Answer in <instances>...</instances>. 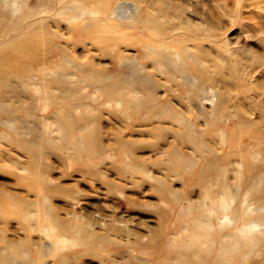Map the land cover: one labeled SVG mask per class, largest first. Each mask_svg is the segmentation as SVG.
<instances>
[{
	"label": "bare ground",
	"instance_id": "bare-ground-1",
	"mask_svg": "<svg viewBox=\"0 0 264 264\" xmlns=\"http://www.w3.org/2000/svg\"><path fill=\"white\" fill-rule=\"evenodd\" d=\"M1 1L5 5L3 7L0 5V16L5 12L10 13V15H15L25 10L27 6L23 0H11V3L8 2L9 0ZM130 1L133 2L131 4L135 6L134 10L137 12L136 16L128 22L130 26H136L137 23L139 25L141 24L144 29L151 34L157 33L160 38V42L152 47L143 43L135 44V50L139 54L137 60L130 59L126 53L118 49L119 44L126 47L130 45L126 41L125 34H121L122 32L110 36H100L95 35L94 32H90L92 30L90 26L92 25L104 26L111 31L119 29L120 26L128 27V25H123L126 24L124 22L126 17L120 14L121 7L125 3L124 0H40L41 7L38 12L40 15L47 17L43 16L44 18L38 21L36 20L37 22H30L25 34L18 35L19 37L16 38H10L0 44V76L3 73L25 74L30 80L34 78L33 76H36L29 83L33 85L35 95L40 100L41 106L44 105L46 110L50 104H58L60 95H64L61 99L62 101L59 100L61 104L63 103L64 105L68 104L69 101L71 102V98L73 100L72 95L65 96L69 93H75L80 86L83 89L91 85L94 92L108 94V99L113 98L114 101L112 102L118 101L121 105L124 102L123 99H125L122 98L124 93L125 95L127 93L139 94L141 96L139 99L141 100L140 105H142L146 113L144 118L151 114L154 117L167 119L169 123H176L179 127L177 128L178 130H174L171 133L175 143L172 144L166 153V164L173 174L178 175L181 173L183 176L187 174V182L190 184V187H199L205 201L194 206L185 197L184 201L181 202L176 191L171 189L163 180H151L154 190L159 194L160 200L167 207L172 208L176 204L179 205V211L175 221L183 222L185 220V226H181L185 230L183 229L184 231L182 232L180 228L179 231L181 232L176 234L173 240L171 238L168 239L166 236V222L168 221L167 210L161 208L158 210V216L162 226L160 230L152 232L146 241L137 238L129 246L130 249L144 259L146 258L145 261L150 264H155L158 259H161L163 264H165L164 260L166 256L164 253H168L169 251L175 253L176 250L179 258L177 260L174 258V260L177 261V264H255L254 262L248 263V256L251 255L255 248L260 247L258 243L261 244V242H264V170L262 169V165H259L260 167L257 166L255 156L249 155L241 159L237 167L232 168L233 173L230 178L227 173L229 170L228 166H230L229 158L233 155L229 146L237 134L243 131L245 133L256 131L260 136L263 133L261 127L258 125V121L264 122V105H258L260 109L258 121L249 120L246 116L248 108L252 107L250 103L248 107L243 104L238 106L234 104V109L231 111L225 108L227 103H229L227 96H230L234 90L232 89L234 87L233 70L222 63L220 57L215 56L211 58L209 56L204 46L201 45V41L204 39L201 37L202 34H200L201 29L199 27L197 28L198 37L196 39L188 38L187 35H184L183 31L187 30L190 24L173 9V16L164 22V26L167 27L168 31L174 28L176 32L174 34H168V32L166 34L161 33L160 30H156L159 21L157 20L156 13L152 11L157 6L159 0ZM142 4L151 10L147 13L145 12L146 17L144 16L143 21L140 19L142 14H140L141 17L139 16ZM160 8H162V5ZM52 16L55 18L52 19ZM113 21H118L120 24L114 23ZM61 23L65 24L69 34L68 37H63L60 33ZM13 28L14 25L10 27V29ZM75 31L85 34V39L83 41H75L72 38V34ZM86 40H91V45L95 44L103 56L109 54L112 60L129 67L131 70V78L122 84H117L114 81L110 83L109 80L112 76H106L102 64L93 61L87 54L78 56L76 54V48L86 47L84 45ZM113 43H115L113 46L115 49L110 52L108 45ZM190 43L191 45L195 44L194 47L197 48L196 56H192L189 53ZM68 45L70 47H67ZM171 46H174L176 49L170 48ZM222 48L226 51L228 50L227 52H229L230 56L237 57V52L228 48L227 45H223ZM53 52L60 56L56 60L50 61L49 58ZM202 59L206 60L205 62H208L210 68L213 69L210 70L208 68L209 66L207 67L202 64ZM50 62L54 63V65H50ZM219 62L224 64V66ZM37 63L40 65L37 71L33 73V65ZM223 73L226 77H221ZM154 74L163 76L167 84L160 85L152 77ZM79 75H81L82 79L78 78ZM75 77H77L76 82H71L70 84L64 82V79L71 80ZM177 77H179L181 82L177 81ZM183 85H186L187 89H184ZM1 86L6 87L7 85L0 78ZM161 89L164 91L163 98L166 95L182 93V91L187 92V98H190L192 95L197 100L194 104L198 109H201L200 114L204 111L202 109L204 100L208 101L211 108L216 111L214 115H207V117L211 118L212 126H216L220 121V115H222L220 111L224 113V121H232L234 123L233 130H229L230 133L218 128L214 132L216 143L222 151L221 156L214 157L209 155L208 153H212V150L210 151L208 149V155L203 154V163L198 169H195L197 162L188 159L180 151L179 147L184 143H191L201 153L204 148L203 143L199 142L195 137V133L193 132L194 126L189 123L190 121L185 120L183 116L184 112L171 105L169 100L165 99L163 101L162 97L157 96L158 91ZM127 95L126 97H130L129 94ZM98 97L101 98V95ZM131 99L133 101L134 98ZM132 101L131 103L134 104ZM178 104L183 106L184 103ZM1 107L2 105L0 104V111L3 110ZM125 108L129 109L128 106ZM63 110L66 113L67 109L60 108L59 112L55 114V120L54 114L52 118L55 122V129H57L58 136L61 134L64 140L68 139L66 140L67 144L71 143V145H75L78 152L86 153L84 155H86V159L89 161H82L86 163L85 166L81 164V166L83 165L81 167L83 174L95 180H104L103 174L97 171L96 163L94 162L99 161L110 151H114L117 156L129 153L130 149L127 143L118 139L111 144L103 146L104 143L101 141L98 115L93 116V118L91 117L92 120L90 119V122L85 123L86 125L76 128L77 118L68 119L64 115ZM60 112L64 116L58 115ZM188 112H193V108L192 110L189 108ZM128 118L131 117L128 116ZM159 121L161 123V120ZM160 123L157 124V127L164 134L168 131L169 127L162 126ZM74 128H76L77 133L74 131ZM5 134L2 135L4 136ZM9 138L7 137L6 139ZM10 140L6 142L9 143ZM46 141L48 143V140ZM11 142L17 150H23L25 153L27 148L24 144L19 143L18 140H11ZM76 155L77 157H73L72 161L78 164L83 158H79V153H76ZM6 159L8 158L6 157ZM35 160L39 161L37 158ZM21 161L20 164L24 162ZM2 162L5 161L2 160ZM7 162L6 160L5 163ZM12 163H14V159ZM16 163L18 164L19 162L17 161ZM26 163L29 162L26 161ZM26 163L25 166H22L21 171H19L20 174L16 173L17 170L15 172L13 171V174L16 175L17 185L22 186L26 194H33L36 200L30 201L23 198L25 195L22 197V192L21 194L13 191L7 192L6 190H1L2 188L0 189V223L3 225V230H0V264H9L10 262L11 264H47L48 258H50L51 264H70V256L74 254L78 255L83 251L92 253L99 251L117 252V247L121 244L114 241L116 238L110 236L109 238L107 233L104 232L105 230L102 232L91 230L86 222L81 219L75 216V218L62 217L60 208L50 206L49 199L61 194L64 190L63 187L57 184L53 186L47 179L50 173L48 165L40 163L41 165H37L34 168H32V165L29 169ZM20 164H18L19 167ZM124 165L132 171H140L142 173L141 166L137 164L135 158H130L128 164ZM121 168V173L124 175V167ZM145 177L147 178L149 176L145 175ZM105 183L111 190L116 189L107 180H105ZM6 188L8 187L6 186ZM68 197L74 200L71 194ZM212 214L220 225L218 230H213V224L210 220ZM10 221H15V224L21 227L25 233L24 238L11 239L6 237V224L10 223ZM230 229L233 231L231 236H234L235 239H231L232 241L223 240V232ZM113 230L115 233L121 232L119 228ZM32 232L39 233L45 239L53 238V243L48 240L39 242L31 239ZM238 234L241 239L238 238ZM78 247L79 250H77ZM215 247L218 248V251L214 250ZM30 250H32V255L30 254ZM177 254L175 253L173 256L176 255L175 257H177ZM112 261L111 258H107L102 264H110ZM161 261L158 264H161ZM168 263L167 261L166 264Z\"/></svg>",
	"mask_w": 264,
	"mask_h": 264
},
{
	"label": "rangeland",
	"instance_id": "rangeland-1",
	"mask_svg": "<svg viewBox=\"0 0 264 264\" xmlns=\"http://www.w3.org/2000/svg\"><path fill=\"white\" fill-rule=\"evenodd\" d=\"M23 1H25L27 5L25 10H22L15 15H10V13L5 12L0 16V44L10 38H16L19 37L18 35L25 34L26 28L30 22H37L39 19L44 18L43 16L45 15H40L38 12L41 7L40 0ZM124 1L125 3L121 7L120 14L126 17L124 21L126 24L123 25H128V27L120 26V28L116 29L117 31L114 30V32L104 26L92 25L90 26L92 29L90 32H94L95 35L100 36H110L122 32L121 34H125L127 38L126 41L130 45H127L126 47L119 44L118 49H121L126 53L130 59L137 60L139 54L135 50V44L143 43L152 47L160 42V38L157 33L151 34L144 29L141 24L139 25L137 23L136 26H130V23L128 22L136 16L137 12L134 10L135 6L132 5L133 2L130 0ZM8 2L11 3V0ZM0 3L2 7L5 5L1 0ZM161 5L162 8H160ZM144 7L146 6L142 4V10L140 9L141 13L138 12L140 17V14H142V17L140 18L141 21L146 17L145 14L151 11L148 7ZM173 9L190 24L187 30L183 31L184 35H187L190 39H196V37H198L197 28L199 27L201 29V37L204 38L201 41V45L204 46L209 56L211 58H214L215 56L220 57L222 63L227 67L232 68V73L234 75V87L232 89L234 90L231 92L230 96H227L229 103H227L225 108L231 111L234 109L235 105L238 106L243 104L248 107L250 103L252 104V107L248 108L246 116L249 120L252 119L258 121V116L260 115L258 105H264V0H159L155 9L152 10L156 13L157 20L159 21L156 30H160L161 33L164 34L167 32L168 34H174L176 32L174 28L168 31L167 27L164 26V22L173 16ZM51 18L53 19L55 17L52 16ZM113 22L120 24L118 21ZM63 24H60V33L63 37H68L69 34L67 28L65 24ZM13 25L14 28L10 29ZM72 38L75 41H83V39H85V34L75 31L72 34ZM84 45H86V47L76 48V54L78 56L87 54V56L91 57L93 61L102 64L106 76H112L109 80L110 83H113L114 81L117 84H122L131 78V70L129 67L112 60V57L109 54L103 56L95 44L91 45V40H86ZM114 45L115 43L106 47L112 52L115 49V47L113 48ZM194 45L195 44H189V53L192 56H196L197 54V48L194 47ZM223 45H227L228 48L236 51L237 57L230 56L229 52H227L228 50L226 51L222 48ZM67 47H70V45ZM170 48L174 49L175 47L171 46ZM211 51L213 52L211 53ZM58 56L60 55L53 52L49 60L54 61ZM205 61L206 60L202 59V64L208 67L210 64ZM219 63L224 66L221 62ZM39 65V63L33 65V73L34 71H37ZM50 65H54V63L50 62ZM208 68L210 70L213 69L210 68V66ZM147 69H149V67H147ZM64 72L66 71L64 70ZM33 77L36 78V76ZM63 77H65V75H63ZM152 77L156 79L160 85L167 84L163 76L154 74ZM221 77H226V75L223 73V76ZM0 78L7 85L6 87H0V104L2 107L4 106V108L1 107L3 110L0 111V135L2 136H0V141L2 140L0 143L2 146H0V150L3 149L0 151V189L2 188L1 190H6L7 192H22V197L25 195L23 198L35 201L36 198L33 194H26L23 187L17 185L16 175L13 173L17 170L16 173L20 174L19 171H21L22 166H25L26 161L30 163H26L27 168L29 169L32 165V168H34L37 167V165L46 164L50 168V173L47 176V179L53 186L57 184L64 189L61 194L49 199L48 202L50 206L60 208L62 217L73 218L75 216L76 218L81 219L86 222L91 230L101 232L105 230L104 232L107 233L108 237L116 238L114 241L121 244L117 247L118 253H115L114 251H99L97 253L83 251L78 255H71L70 264H102L107 258L113 260L110 264H150L145 261L146 258L144 259L139 254L132 251L129 246L132 242L134 243L137 238L146 241L152 232L160 230L162 226L158 216V210L161 208L167 210L168 221L166 222V236L168 239L171 238V240H173L176 234L185 230L184 227L181 228V226H185V220L183 222L175 221L179 211V205L176 204L172 208L167 207L166 204L160 200V196L154 190L153 183L151 182V180L153 181L154 179L163 180L171 189L176 191L181 202L184 201L185 197L194 206L205 201L199 187H190V184L187 182V174H184V176L181 173L178 175L173 174L166 164V153L172 144L175 143L171 133L179 128L176 123H169L167 119L154 117L151 114L144 118L146 113L145 109L140 105L141 100L139 99L141 96L139 94L137 95L134 93V95L133 93L126 92L130 96L126 97L128 95H125L124 93L122 98L125 99H123L124 102L121 105L118 101L112 102L114 101L113 98L108 99V94L94 92L91 85L88 87L86 86L87 88L84 87L83 89L80 86L75 93H69L66 95L65 97L72 95V104H70V101L68 104H61L60 101H62L61 99L64 95H60L58 104L52 103L47 106L46 110L44 105L41 106L40 100L34 93L33 85L30 84L34 78L30 80L25 74L12 73H3ZM78 78L82 79L81 75H79ZM76 79L77 77L72 78L71 80L64 79V82L70 84L71 82H76ZM177 81L181 82L179 77H177ZM183 88L187 89V86L183 85ZM31 95L33 96L31 97ZM100 95L101 98L98 97ZM162 95H164V91L161 89L158 91L157 96L162 97ZM187 95V92L182 91V93L166 95L164 98L162 97V99L163 101L165 99L169 100L171 105L184 112L183 116L185 117V120L188 122L190 121L189 123L194 126L193 132L195 133V137L199 142L203 143L204 148L201 153L198 152L191 143H184L179 147L180 151L188 159L197 162L195 169H198L204 161L203 154H209L214 157L221 156L220 154L222 151L220 150V146L216 143V137H214V132L217 128L230 133V131L233 130L234 123L232 121H224V113L220 111L222 114L220 115V121L216 126H212L211 118L207 117V115H214L216 111L211 108L208 101L204 100L202 107L204 114H200L201 109H198L194 104L197 100L191 95L190 98L193 99V101L190 98H187ZM2 97H5L6 100ZM131 98H134L133 101ZM130 100L134 102V104H132ZM36 101L38 102V105ZM41 103L43 104L42 101ZM178 103H184V107L180 106ZM20 106L21 108H19ZM126 106H128L129 109L125 108ZM49 107H51L50 110ZM60 108L67 109L66 113L65 110H63V112L68 119L77 118L75 125L76 128L86 125L90 122L91 117L93 118V116L98 115L101 141L104 143L103 146L111 144L118 139L127 143L128 148L130 149L129 153L117 156L114 151H110L99 161L94 162L96 163L97 171H100L103 174L104 180H95L90 176L83 174V171L81 170L83 165L81 166V164H84V166L86 164L83 163L87 160L86 155H84L86 153L78 152L75 145L68 143L69 146L72 147L70 148L67 146L68 144L66 140L68 139L64 140L61 134L58 136L54 120L56 118L55 114L56 112H59ZM189 108L190 110L193 108V112H188ZM19 110L21 113H19ZM60 113L58 115H63L62 112ZM53 114L55 115L54 120L52 119ZM128 116L132 119L128 118ZM159 120H161V123ZM159 123L162 124V126L169 127L166 133L163 134V132L157 127V124ZM258 125L263 131L260 136L256 131L252 133H245L243 131L240 134H237L236 138L232 140L229 146V149H231L233 153L229 158L230 166H228L229 170L227 173L229 178L233 173L232 168L235 166L237 167L241 159H244L249 155H254V158L257 161V166L260 167L262 165V169L264 170V122L259 120ZM76 128H74V131L77 133ZM2 134L5 135L3 136ZM7 137H10L9 139L11 140H18L19 143L24 144L27 148L25 153L23 150H17L11 140L9 143L6 142L9 140L6 139ZM46 140H48V143ZM42 142L46 143L44 144ZM208 149L210 151L212 150V153H208ZM27 153H29V155H27ZM76 153L80 154V159L83 158L78 164H75L72 161L73 157H77ZM2 155L3 157L6 155L4 157L5 159ZM6 157L8 159H6ZM34 157L39 161L35 160L36 158L34 159ZM130 158L136 159L137 164L141 166L142 173L140 171H132L131 169L126 168L124 164H128ZM13 159L14 163H12ZM2 160L5 162L7 160L8 162L5 163L2 162ZM17 161L19 162L18 164H20V161L22 162L20 167L16 163ZM88 161L89 160H87V162ZM121 167H124V175L121 173ZM145 175H148L149 177L146 178ZM105 180L111 185H114L116 189L111 190L105 183ZM6 186L8 188H6ZM70 194L74 197V200H71L68 197ZM210 220L213 224V230H218L220 225L217 223L213 214L210 216ZM15 223V221H10V223L6 224V237L11 239L24 238V231ZM115 228L121 229V232L115 233L113 230ZM180 228L181 231H179ZM0 230H3V225L1 223ZM232 232L231 229L225 230L222 239L230 241L234 240L235 237L231 236ZM31 234V239L35 241L44 242L48 240L53 243V238L45 239L44 236L37 232H32ZM36 234L40 236H37ZM237 236L241 239L239 234ZM258 246L260 247L255 248L256 251L254 250L251 255L248 256V263L254 262L255 264H264V242H261V244L258 243ZM77 250H79V247ZM214 250L218 251V248L215 247ZM171 252L172 251L164 253L166 256L164 260L165 264L167 261L170 264H177L176 260L179 258L177 250L176 252L174 250L177 257H175L176 255L173 256L175 253ZM30 254L32 255V250H30ZM171 257L172 259H170ZM174 258L176 260H174ZM160 261L161 259H158L156 260V263L158 264ZM9 264H11V262ZM47 264H51L50 258L47 259ZM161 264H163V261H161Z\"/></svg>",
	"mask_w": 264,
	"mask_h": 264
}]
</instances>
